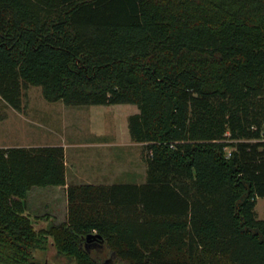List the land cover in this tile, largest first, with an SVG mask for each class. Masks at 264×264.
Masks as SVG:
<instances>
[{
  "label": "trees",
  "instance_id": "trees-1",
  "mask_svg": "<svg viewBox=\"0 0 264 264\" xmlns=\"http://www.w3.org/2000/svg\"><path fill=\"white\" fill-rule=\"evenodd\" d=\"M28 86L135 105L147 181L70 185L56 224L27 201L66 187L64 147L0 148V264H264V0H0V101Z\"/></svg>",
  "mask_w": 264,
  "mask_h": 264
},
{
  "label": "rangeland",
  "instance_id": "rangeland-1",
  "mask_svg": "<svg viewBox=\"0 0 264 264\" xmlns=\"http://www.w3.org/2000/svg\"><path fill=\"white\" fill-rule=\"evenodd\" d=\"M118 107L133 108L134 111L132 112L130 110L126 111L130 115L139 111L135 105H120ZM112 108L106 106L77 108L67 106L63 101L49 102L45 99L41 87L28 86L24 91L22 111H16L5 102L0 101V148L60 144L70 145L69 153L72 155L77 151L72 147L79 143L85 144L96 141L97 134L103 133L101 131H103L104 122L113 126V129L108 126V132L114 135V132H116L114 131V125L117 119L113 111L115 112L114 108L116 106ZM101 122L103 124H99ZM119 141L122 142V138ZM130 142L133 145L121 146L114 152L121 161H124L125 154L132 155L130 160L134 169L126 171L124 168L126 164L121 161L118 171L115 165L114 167L111 166L112 173H116V176H114L116 178L111 182L116 184L125 183L124 174L126 172L135 174L133 181L136 184H144L147 181L148 166L144 145L134 142L132 138ZM101 164L103 163L99 162L97 168L103 172L104 168ZM122 171L126 172L123 173ZM86 180H89V177H86ZM76 181L86 182L82 179H76ZM76 181L74 182L70 177L71 183H76ZM93 181L97 182V180ZM129 181L131 179H128L127 182ZM68 187L33 188L27 201L28 213L34 217L46 216L48 219H52L48 220L49 222L53 221L56 224L64 223L68 215ZM256 211L259 219H264V198L258 201ZM40 223L44 227L48 225L47 220H41ZM36 259L46 264H75L69 259L59 256L55 247L51 244L46 251H37ZM105 264L108 263L105 262Z\"/></svg>",
  "mask_w": 264,
  "mask_h": 264
},
{
  "label": "crops",
  "instance_id": "crops-1",
  "mask_svg": "<svg viewBox=\"0 0 264 264\" xmlns=\"http://www.w3.org/2000/svg\"><path fill=\"white\" fill-rule=\"evenodd\" d=\"M118 106L120 105H116V108H114L115 112L113 111L117 119V122L114 125V131H116L114 132V135H112L111 132H108V126L110 127V129H113V126H110V124L104 122V128H103V131H101L103 133L97 134L98 137L97 139H95L96 141L87 142L85 144L79 143L78 145L72 147L73 149L77 150L72 155H70L69 153L70 145H60V144L49 145V146H63L65 149L66 170H67L66 187H68L69 185H89V184L91 185H114L115 182H111V180H114L116 178L114 177L116 176V173L115 172L112 173L111 166L114 167L115 165V168L118 171L119 170L118 166H120V161H121V159L116 156L114 151H116L121 146L133 145L131 143L132 141L130 142L131 137L129 133L130 132L129 117L131 115L139 113L138 111L135 113H131L130 115V113H126V111L130 110V112H132L134 111L133 108H130V107H120L119 108ZM106 107L113 109L112 108L113 106H106ZM77 108H82V107H77ZM99 124H103V123L101 122ZM120 138H122V142L119 141ZM125 155H126L125 158H123L124 161H121L122 163L126 164V166H124L125 170L128 171V170L134 169L131 166L133 164L130 160L132 155H129V154H125ZM99 162L103 163L101 164L103 165V168H104L103 172H101L100 169L98 170L97 168ZM70 177L72 178L74 182L76 181V179L77 180L82 179V180H85L86 182L83 181L82 183V182L76 181V183H71ZM86 177H89V180H86ZM134 177H135L134 173L126 172L124 174V178H126L125 179L126 182L122 184L134 183L133 181ZM128 179H131V181L127 182ZM93 180H97V182H94Z\"/></svg>",
  "mask_w": 264,
  "mask_h": 264
},
{
  "label": "water",
  "instance_id": "water-1",
  "mask_svg": "<svg viewBox=\"0 0 264 264\" xmlns=\"http://www.w3.org/2000/svg\"><path fill=\"white\" fill-rule=\"evenodd\" d=\"M97 238H98V236H97V235H96V236H95V235H91V236H89V237H88L89 241H90V240L97 239Z\"/></svg>",
  "mask_w": 264,
  "mask_h": 264
}]
</instances>
